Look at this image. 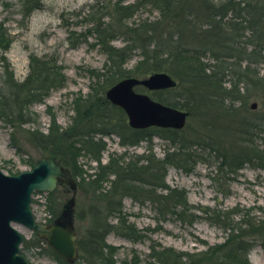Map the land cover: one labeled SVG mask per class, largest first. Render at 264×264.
I'll return each instance as SVG.
<instances>
[{
    "label": "rangeland",
    "instance_id": "obj_1",
    "mask_svg": "<svg viewBox=\"0 0 264 264\" xmlns=\"http://www.w3.org/2000/svg\"><path fill=\"white\" fill-rule=\"evenodd\" d=\"M27 1L0 0V27L10 35L9 49L6 52L0 50V79L2 75L12 73L16 79L23 80L30 72L32 55H47V59L57 57L56 63L62 66L66 79L62 87L47 91L42 102L31 104L29 116L22 117L18 123H13L11 117H5L0 111V168L8 174L30 170L38 159L51 155L41 143L44 136L49 134L53 117L63 130L71 132L76 124L75 103L78 106L79 100L87 99L89 95L105 100L110 87L105 88L108 85L98 74L113 72L109 55L97 41L96 34L87 30L90 26L88 22H81L84 15L77 14L80 10H87L97 0H30L34 3L29 5L32 11L28 14ZM155 16L144 14V17L152 19ZM109 44L115 48L121 47L123 41L119 38ZM140 61L139 53H134L123 66L129 73L121 79L128 75L139 78L147 76L135 72ZM176 81L179 84V80ZM135 89L150 94L156 100L160 97L173 99L177 94L171 89L151 91L143 86ZM253 102L258 105L256 109L251 107ZM260 109L259 101L252 100L236 121L240 124L246 120L252 121L259 111L264 112V109ZM110 117L111 128H114V124L131 128L125 112L110 114ZM221 117V124H227L232 118L227 112ZM201 118L189 112L188 123L182 129L183 132L180 131L179 138L185 142L195 140L196 143L185 148L178 143L171 144L152 128L151 140H143L136 145H122L121 137L115 133L103 136L106 149L102 152V164L112 158L119 161L126 168L124 179L131 184L145 181L148 191L126 194L117 189L109 192L114 176H108L100 182L98 193L88 183L99 171L98 162L86 153L76 158L82 172L78 178L80 185L74 193L65 184L59 185L55 199V205H61L62 209L71 198L75 199L73 217L80 241V256L75 264H107L105 260L109 259L111 264H160L149 254L164 248L188 252L193 264H235L226 256L221 257L234 245V240L226 244L231 227L233 231L230 237L246 238L245 251L241 250L240 254L246 255L248 264H264V223L259 222L260 219L264 221V167L246 162L232 172H227V167L216 162L221 161L217 159L218 152L203 145L214 144L212 141L216 140V135L200 128ZM250 133L252 126L249 129L243 126L240 134H234L232 146L246 152L263 150L264 146H257L250 141ZM227 152H232V149ZM169 155L180 165L167 167L164 184L168 189L176 190L177 197L162 203L154 197L166 196L167 189L159 187L154 177L161 176L163 171L159 162ZM130 162L133 166L128 168ZM148 162L151 163L147 175L139 167ZM159 182L163 184V181ZM176 199L185 201L183 206L176 208L175 214L172 207ZM117 205L121 207L119 213L115 210ZM199 207L209 209L208 214L212 212L210 216L217 224L203 217L206 215H202ZM32 208L39 221L49 219L51 208L47 193H36ZM239 210L245 216L240 217ZM98 212L97 221L101 224L103 220L104 223L101 227L92 221V216L96 217ZM192 213L198 217L191 218ZM240 220L249 223H241ZM122 221L136 229L135 239L124 235ZM14 225L29 240H34L30 247H21L30 264H62L46 240L37 238L32 230L24 226ZM94 227L99 229L100 234L94 233L91 229ZM225 244L227 246H223ZM105 245L111 247L106 248ZM218 245L221 248L214 253ZM205 251H212V255L204 254Z\"/></svg>",
    "mask_w": 264,
    "mask_h": 264
},
{
    "label": "trees",
    "instance_id": "obj_2",
    "mask_svg": "<svg viewBox=\"0 0 264 264\" xmlns=\"http://www.w3.org/2000/svg\"><path fill=\"white\" fill-rule=\"evenodd\" d=\"M34 1L26 2L27 14L32 11V6L29 5ZM87 8L77 14L84 15L81 22H88L90 26L87 30L96 34L97 41L109 55L108 60L113 69L111 73L98 74L101 79H105L108 85L105 88L111 87L129 73L123 66L138 52L141 61L137 64L136 73L147 75L167 71L179 80L178 86L170 90L177 93L173 99H157L202 117L200 128L208 129L216 135V140L212 141L216 146L211 143L203 145L218 152L217 159L221 161L216 162H220V166L227 167V172H232L246 162L264 167V149L246 152L242 148L232 146L234 134H240L243 126L248 129L252 126L250 141L257 146H264V112L259 111L252 121L246 120L242 124L236 121L252 100L259 101L260 108L264 109V0H97ZM146 13L156 16L154 19L144 17ZM134 15L137 16L136 19L133 18ZM119 38L123 41L121 47L115 48L109 44ZM9 39V33H5L4 28L0 27L2 52L9 49ZM75 45L76 43L73 44ZM56 60L57 57L47 59V55H32L30 72L23 80L16 79L12 73L2 75L0 111L5 117H11L13 123H18L22 117L29 116L31 112L28 109L31 104L42 102L47 96V91L64 85L66 78L62 66H59ZM92 96L79 100L78 106L75 103L77 116L76 124L72 127L73 132L63 130L53 117L49 134L44 136L41 144L46 146L48 153L61 159L63 164L70 168L79 185L78 178L82 172L76 158L86 153L98 162L99 171L95 174L96 177L88 182L94 187V191L99 193L100 182L108 176H114L109 192L117 189L126 194L148 191V188H145L147 182L138 181L131 184L124 179L126 168L119 161L112 158L108 163L102 164V152L106 149L104 135L115 133L121 137L122 145H136L140 141L151 140V128L132 129L127 125L117 124L111 128L110 114H124V111L107 99ZM226 112L232 118L227 124H221V116ZM153 129L171 144L178 143L183 148L196 143L195 140L185 142L179 138L180 131L183 130ZM97 134L102 136L98 137ZM242 143L245 141L242 140ZM230 149L232 152H227ZM227 156L231 160H228ZM150 163L139 167L147 175ZM159 163L163 173L154 177V181L159 187L167 189V193L166 196H155L154 199L164 203L167 199L177 197V191L168 189L164 184L165 170L172 164H180L170 155ZM132 166L133 163L130 162L128 168ZM159 181H163V184ZM56 196L57 191L48 193L52 215L49 222L62 212L61 205H55ZM176 201L172 207L175 214L176 208L183 206L185 200ZM120 208L117 205L115 210L119 213ZM198 210L202 215H206L203 217L208 221L217 224L210 216L212 212L208 214L209 209L199 207ZM238 212H241L240 217L245 216L241 210ZM98 215L99 212L96 217L92 216V221L101 227L104 223L101 220L99 224ZM192 217L195 219L198 215L192 213ZM259 222L264 223L263 219ZM106 227L108 229L109 226ZM121 228L125 236L136 238V229L133 226L122 221ZM91 229L97 235L100 234L97 227ZM231 230L233 231L232 227ZM231 230L226 244L234 240V245L221 257L226 256L235 264H248L246 255L240 254L241 250L245 251L246 238L230 237ZM34 235L38 238L36 233ZM89 236L93 237L90 232ZM33 241L25 240L23 246L30 247ZM226 244L223 246H227ZM219 248L221 245L215 247L214 253L218 252ZM211 253L212 251L204 252L206 255ZM55 254L62 264H68L56 252ZM149 255L160 264H193L188 252H179L173 248L154 250ZM105 262L111 264L110 259Z\"/></svg>",
    "mask_w": 264,
    "mask_h": 264
},
{
    "label": "water",
    "instance_id": "obj_3",
    "mask_svg": "<svg viewBox=\"0 0 264 264\" xmlns=\"http://www.w3.org/2000/svg\"><path fill=\"white\" fill-rule=\"evenodd\" d=\"M149 90H165L177 86L168 72H153L144 78L127 77L106 91V97L120 106L133 128L183 129L189 112L155 100L151 95L136 91L137 86ZM251 107L257 108L253 102ZM67 184L76 192L78 184L71 171L54 156H44L35 166L18 174H7L0 168V264H29L22 253L25 236L14 224L36 231L66 262L73 264L79 256L77 231L71 198L62 213L51 223L36 220L32 209L35 191H54L58 184Z\"/></svg>",
    "mask_w": 264,
    "mask_h": 264
}]
</instances>
